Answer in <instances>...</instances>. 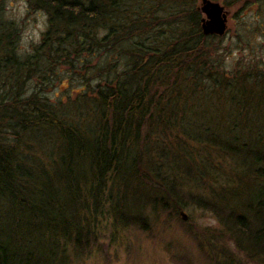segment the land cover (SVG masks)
I'll use <instances>...</instances> for the list:
<instances>
[{
    "label": "trees",
    "instance_id": "obj_1",
    "mask_svg": "<svg viewBox=\"0 0 264 264\" xmlns=\"http://www.w3.org/2000/svg\"><path fill=\"white\" fill-rule=\"evenodd\" d=\"M7 1L0 264H69L101 237L103 221L146 232V207L158 216L191 205L264 264V117L251 115V104L264 102V66L227 69L218 37L203 33L197 0H25L46 14L47 28L23 55ZM64 81L68 103L52 104L51 89ZM225 157L228 176L216 164ZM122 189L144 197L130 214L117 204ZM202 234L207 246L192 237L208 258L224 235Z\"/></svg>",
    "mask_w": 264,
    "mask_h": 264
},
{
    "label": "rangeland",
    "instance_id": "obj_2",
    "mask_svg": "<svg viewBox=\"0 0 264 264\" xmlns=\"http://www.w3.org/2000/svg\"><path fill=\"white\" fill-rule=\"evenodd\" d=\"M216 2L223 5L228 13L227 31L222 37L217 36L221 54L224 56L223 65L227 69L240 65L257 67V63L264 66V0H216ZM200 4L201 1L197 0V5ZM5 13L8 18L21 23L18 48L21 54H28L32 47L40 42L47 28L46 14L31 10L25 0H8L5 4ZM202 16L204 17L203 14ZM66 86L67 81H64L63 87L51 89L52 104L62 100L63 106L68 103ZM74 98L75 95L72 99ZM260 104L258 109L255 103L251 104V108L256 112L251 115L263 120L264 102ZM72 107L65 109L69 110ZM252 144L255 145L253 141ZM60 147L59 145L57 151L61 150ZM223 159L216 161V164L222 166L221 168L225 169L223 174L228 176L232 160L229 157ZM133 190L122 189L121 197L118 198L117 204L123 207L127 214L134 212L133 209L142 205L144 201V197ZM183 212L188 216L186 221L182 219L181 212L178 214L161 212L157 216L153 208L146 207L143 216H147L150 228L146 232L135 226H128L123 231L117 226L112 228L108 222L103 221L100 228L101 237L90 243L91 248L85 249L78 257L71 255L69 264H175L176 262L171 261V255H176L179 261L181 257H187L190 264H213L215 256V262L224 264L225 261L220 257L222 254L214 255L213 249L215 252L220 249L226 250L242 264H263L252 261L246 258L245 254L238 252L234 241L230 243L227 240V235L223 234V226L211 212L192 205ZM143 216L140 217L146 218ZM211 230L213 232L218 230L219 235L222 234L224 237L220 240L214 239L217 248L210 250L208 253L210 257L207 258L199 254L196 246L198 241L196 239L194 241L192 235L197 236L207 246L202 233ZM182 261L181 264H186L184 259Z\"/></svg>",
    "mask_w": 264,
    "mask_h": 264
},
{
    "label": "water",
    "instance_id": "obj_3",
    "mask_svg": "<svg viewBox=\"0 0 264 264\" xmlns=\"http://www.w3.org/2000/svg\"><path fill=\"white\" fill-rule=\"evenodd\" d=\"M200 11L204 15L202 18V30L206 36L225 35L227 31L228 15L225 7L214 0H200ZM182 219L186 221L188 216L181 212Z\"/></svg>",
    "mask_w": 264,
    "mask_h": 264
},
{
    "label": "flooded vegetation",
    "instance_id": "obj_4",
    "mask_svg": "<svg viewBox=\"0 0 264 264\" xmlns=\"http://www.w3.org/2000/svg\"><path fill=\"white\" fill-rule=\"evenodd\" d=\"M225 12L227 13L226 9H225ZM227 15H228V13H227Z\"/></svg>",
    "mask_w": 264,
    "mask_h": 264
}]
</instances>
